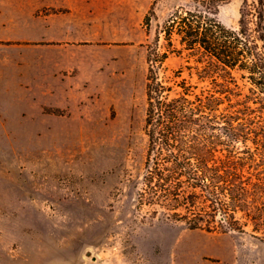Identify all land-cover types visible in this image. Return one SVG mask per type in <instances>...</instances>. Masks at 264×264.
I'll list each match as a JSON object with an SVG mask.
<instances>
[{
	"label": "rangeland",
	"instance_id": "374dc122",
	"mask_svg": "<svg viewBox=\"0 0 264 264\" xmlns=\"http://www.w3.org/2000/svg\"><path fill=\"white\" fill-rule=\"evenodd\" d=\"M179 2L158 0L148 36L143 19L152 0H133L138 41L110 43L125 61L97 88L33 116L0 114V264H264V235L252 226L190 228L137 206L148 140L143 43ZM240 6L221 4L217 16L237 27ZM167 64L171 72L185 62L172 55ZM183 74L197 91L216 87L195 68ZM239 83L234 101L251 94Z\"/></svg>",
	"mask_w": 264,
	"mask_h": 264
},
{
	"label": "trees",
	"instance_id": "16d2710c",
	"mask_svg": "<svg viewBox=\"0 0 264 264\" xmlns=\"http://www.w3.org/2000/svg\"><path fill=\"white\" fill-rule=\"evenodd\" d=\"M230 1L180 0L143 43L148 140L137 206L190 228L264 235V0H241L237 27L217 16ZM157 3L143 19L148 36ZM172 55L185 64L170 72ZM185 67L215 89L197 91ZM239 80L251 94L234 101Z\"/></svg>",
	"mask_w": 264,
	"mask_h": 264
},
{
	"label": "crops",
	"instance_id": "0c3cea01",
	"mask_svg": "<svg viewBox=\"0 0 264 264\" xmlns=\"http://www.w3.org/2000/svg\"><path fill=\"white\" fill-rule=\"evenodd\" d=\"M13 6L0 0V114L68 106L125 61L110 43L138 41L133 0H15Z\"/></svg>",
	"mask_w": 264,
	"mask_h": 264
},
{
	"label": "bare ground",
	"instance_id": "6f19581e",
	"mask_svg": "<svg viewBox=\"0 0 264 264\" xmlns=\"http://www.w3.org/2000/svg\"><path fill=\"white\" fill-rule=\"evenodd\" d=\"M100 232V231H99Z\"/></svg>",
	"mask_w": 264,
	"mask_h": 264
}]
</instances>
